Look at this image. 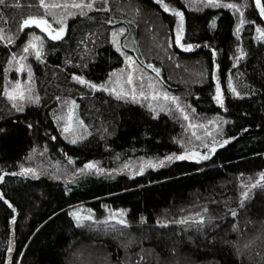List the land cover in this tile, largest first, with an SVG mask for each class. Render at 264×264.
Returning <instances> with one entry per match:
<instances>
[{"label":"trees","instance_id":"16d2710c","mask_svg":"<svg viewBox=\"0 0 264 264\" xmlns=\"http://www.w3.org/2000/svg\"><path fill=\"white\" fill-rule=\"evenodd\" d=\"M166 2L184 11L182 41L193 49L175 46L177 18L157 0H108L107 9L103 0H95L87 15L68 18L62 39L44 37L42 61L27 59L40 102L25 105L23 112L4 95L5 85L15 78L8 61L35 31L27 26L18 32L21 20L43 14V8L38 0L0 3V29L5 36L15 35L12 43L0 40V264H264V189L257 188L243 206L240 200L241 180L251 183L264 171V41L255 30L264 26V16L255 0H231L246 4V23L237 34L240 10ZM120 28L126 30L119 33L123 51L180 95L193 117L221 124V130L213 124L211 135L194 142L197 151L208 150L201 143L234 139L206 160L176 159L139 174L126 173L123 167L136 159L185 149L179 140L182 117L155 113L72 78L76 73L101 83L123 65V52L112 43V32ZM217 80L223 105L213 98ZM229 81L247 95L235 96ZM72 100L88 129L77 143L66 139L53 119L58 106ZM35 151L44 152L52 168H67L68 177L22 174L20 166L32 167L28 158ZM88 160L114 171L76 173ZM79 206L92 210L101 227L77 226L69 213ZM116 209L126 210L129 224L105 231L106 212ZM233 209H238L236 217ZM196 214L216 219L197 230Z\"/></svg>","mask_w":264,"mask_h":264},{"label":"snow or ice","instance_id":"6c2138e0","mask_svg":"<svg viewBox=\"0 0 264 264\" xmlns=\"http://www.w3.org/2000/svg\"><path fill=\"white\" fill-rule=\"evenodd\" d=\"M158 4L167 12L172 13L177 18L176 22V28H175V43L178 44L181 48H192L194 47L191 43H184L182 41V38L184 37V21H185V13L184 11L176 7L172 3L166 2V0H157ZM0 3H3V0H0ZM185 3L189 8H197L198 6H211L213 8L220 7L221 4H223L224 8H231L233 10H240V18L238 23L235 26V30L237 34H239V31L243 24L246 23V20L244 18L243 8L246 7L245 5H240L235 2H231V0H185ZM38 6L43 8V14H29L26 17H24L18 28L19 31H23L26 29L27 26L30 25H36L40 29L43 30V32L47 33V36L50 37L52 40H60L64 37L66 29L68 27V18L72 16L79 15H87V9H92L96 7L95 0H38ZM103 6L104 9H107L109 7L108 0H103ZM255 7L259 9V13L261 16H264V2L262 0H255ZM49 16L51 19H49ZM112 21H109L111 23ZM212 25L215 26V18L212 20ZM256 34L257 39L264 41V26L257 25L256 26ZM126 30L124 28H120L117 31L112 32V43L117 48L118 51L122 52V49L120 48L119 43V33H123ZM0 40H2L5 44L12 43L15 40V35L12 33H8L7 36H5L2 29H0ZM44 37L42 35L31 33L30 38L23 46V53L18 55L17 53H12L11 57L8 61V67L15 68L17 72L23 71L25 68L28 69V82L25 84L21 80H15L12 83V86L5 85L4 88V95L8 97V99L11 101L12 106L15 108L16 111L23 112L24 107L23 103H36L38 104L40 102L39 95L34 94L32 85V67L30 64H28L27 57L28 55H34L38 60L44 59ZM213 53H215V49H213ZM245 52L241 49L239 51V55L241 57L245 56ZM125 61L133 65V57L128 56L125 54ZM71 63V61H68ZM149 68H154L156 73H159L160 69L156 68L155 65L149 64ZM8 69H6L7 71ZM114 73H116V78L113 80V76L109 75V78L105 82L101 83H95L92 80H88L82 75H77L76 73H73L72 78L74 80H78L81 84L87 85L90 89L96 90V89H104L106 91H109L113 93L118 98L122 99H128L131 98L133 101H135L138 97H145L146 95H150L153 100L156 98L163 96L165 100H172L175 101L176 108L185 116V118L189 117L188 111L179 103V98L170 95L167 92H161L156 90L155 82L151 80V77H149V86L152 88V91L150 93H145L143 90V87L141 85V88L138 90L136 84L133 83V72L129 71L127 73L126 80L123 78V75L119 72V70H113ZM141 81H143V77H141ZM112 85L109 87V85ZM126 85H130L131 87H126ZM229 86L231 88L232 93L235 96H241L247 95V93H241L237 90V88L232 85L231 81H229ZM217 104L223 105L224 104V97L221 91L220 83L217 80L216 84V90L215 95L213 97ZM59 99V97L57 98ZM76 105V101L72 100L70 106L67 108V112L61 111L60 115H54L53 119L57 121L58 126L62 128V134L65 136V138H69V134H71V141L72 143H77L80 140L84 139V136L87 134L86 129L87 125L84 123L83 120H79L78 123L74 122L73 117L75 116L74 107ZM149 107L153 108V111H156V106L153 105L152 100L148 101ZM160 107L163 109V111H170V109L166 105H160ZM61 121H65L61 123ZM208 125L215 124V127L217 130H221V124L216 123L215 120H210L207 122ZM189 124L191 127L195 128L196 125L191 124V121L189 120ZM31 127V124L28 125ZM208 135H211V132L208 133ZM55 139V137H53ZM198 139L204 140V137H198ZM234 139V137H227L226 139H223L222 141L213 140L210 143H201L200 147H206L207 151H197L195 147H192L191 150L188 149L187 146H185V151L176 154L171 153L168 156H164L162 158H157L155 160L149 159L146 163L153 167H160L164 165L167 162H170L172 160L176 159H184L187 158L189 160H206L208 159L218 147H220L222 144H227L229 140ZM181 144H184V141H180ZM68 160L71 161L72 157H68ZM145 162L140 163V171H144ZM127 167V165H125ZM95 171L96 174H100L103 172H111L114 170L111 169H103L98 166V162L94 160H88L82 168H79L76 170V173L84 174L87 172ZM123 170V169H120ZM20 171L22 174H38V170L33 167H25L24 165L20 166ZM76 173H73L75 175ZM132 175H135L133 172ZM4 178L3 174H0V180ZM241 184L243 185V190L240 192V200H241V206H243L249 199L252 198L254 195V192L257 188L264 189V171H261L258 173L257 179H252L251 183L245 184L243 179L241 180ZM4 194L0 192V197H3ZM9 205L11 206V201H8ZM124 209H116L113 212H111L103 222V229L105 231H111V230H119L117 228L118 225H124L127 226L129 224V221L127 220L125 216ZM207 212V209L204 210ZM238 214V209H233L231 211V215L233 217H236ZM70 216H72L75 220V223L77 226L80 227H91V228H98L101 227L100 222L95 220V217L91 214L85 215L82 212H80L77 209H73L70 213ZM197 220V230H202L203 226L207 222H211L212 220L216 219L215 217L211 216H205L202 214H196L194 217ZM12 220H15L16 217H11ZM144 217H141V220H143ZM187 218H183L182 220L178 221V223H184ZM91 221L92 223H88ZM110 221H115L116 223H109ZM157 224L161 223H168V221H161L157 220ZM237 226L234 224L233 228L235 229ZM8 251H11V246L9 245ZM143 249L141 250V253H143ZM175 251V249H173ZM140 259L143 260L144 256L141 254Z\"/></svg>","mask_w":264,"mask_h":264},{"label":"rangeland","instance_id":"374dc122","mask_svg":"<svg viewBox=\"0 0 264 264\" xmlns=\"http://www.w3.org/2000/svg\"><path fill=\"white\" fill-rule=\"evenodd\" d=\"M200 7L201 6H198L197 8H200ZM202 7H205V6H202ZM32 26L35 27L34 28L35 31H33L32 33H36V34L42 35L43 37L50 38V37L47 36V33L43 32V30L40 29L38 26L30 25L29 27H32ZM175 28H176V26H175ZM175 28H174V34H173L174 43H175ZM30 34L28 35L29 36L28 38H30ZM119 36H120V34H119ZM256 37H257V34H256ZM175 46H177L179 49L185 50V51L189 50V49H193V47L192 48H181L176 43H175ZM122 52H123V61H124V63L117 70H119V72L123 75V78L125 80L127 78V73L129 71H132L133 72V83L136 84L138 90L141 88V85H142L143 90L147 94V93H150L152 91V88L149 86V77H151V80L153 82H155L157 91L167 92V93H169L172 96L178 97L179 98V103L188 111L189 117L185 118V116L176 108V106H175L176 102L172 101V100H165L163 96H160V97L156 98L155 100H153V98L150 95H146L145 97H138L135 100L136 102H139V103L147 106L148 108H150L153 111V108L149 107V105H148V101L152 100L153 105L156 106L155 113L166 112V111H163V109L160 107V105H166L170 109V111H167L170 116L175 117V118H181V117L183 118V119L180 120L181 125L183 127V130H182L183 134H182L181 138L179 139V140H183L184 141V144L182 145L183 149H185V146H187L188 149H191L194 146V142L199 141L198 137H201V135H202V137L203 136H209L208 133L211 132L210 129H211V126H212V125H208L207 122L209 120H206L205 117L204 118L200 117V119L203 121V122H201V121L198 120L199 119L198 117H193L194 116L193 109L189 106L188 103H186L183 99L180 98V95L173 94L172 92H170L167 89H165L164 86L162 85V83L157 79V77L155 75H152L150 72H148L142 66H140L136 62V60H134V58H133V65L128 64L125 61V54L126 55H128V54L125 51H123V50H122ZM22 53H23V50L20 51L19 55L22 54ZM128 56H130V55H128ZM31 57H35V56L34 55H28L27 59L31 58ZM14 72H15V78H13V80H11L10 83L8 84L10 87L12 86V83L15 80H21L22 82L27 84L28 79H29V77H28V69L27 68H25L21 72H17L16 69H15ZM111 75L113 76V80H115L116 73H114V71H113L111 73ZM141 77H143V81H141ZM108 78H109V76H108ZM108 78L105 81H107ZM111 86L112 85L110 84L109 87H111ZM31 87L33 88L34 94H36L35 85H34L33 79H32ZM126 87H131V86L130 85H126ZM107 92H109V91H107ZM109 93H111V92H109ZM111 94H113V93H111ZM119 99L133 101L131 98H128V99L119 98ZM27 104H31V103L25 102V103H23V107L25 105H27ZM70 104H71V102H69L67 104H62V105H60L61 107L58 106L57 115H60L62 110H63V112L66 113L67 112V108L70 106ZM74 112H75V116L73 117L74 122L78 123V121L81 120V119L78 116L77 104L74 107ZM189 120L191 121V124L196 125L195 128L190 126ZM212 120H215V119H212ZM63 122H65V121H61V123H63ZM182 122H183V124H182ZM201 130H204V131H203V133L200 134ZM86 132L88 134V129H86ZM67 139H69L71 141V134H69V138H67ZM150 159L151 160H155V159H152V158H150ZM148 160H149V158L136 159V160H134L132 162L127 163L126 164L127 167L124 166L123 169L129 175H132L133 172L135 174L142 173L140 171V163L141 162H145L144 171H146L147 169L153 168V167L149 166L146 163ZM28 161H30L33 164V166H32L33 168H36L38 170V172H39L38 174L48 173V174H50L52 176H55V178H63V179L65 177H68V175H69V172H68L67 168H60V169L56 168L55 169V168H52L51 166H49L48 165V161L45 158L44 152H39V151L33 152L30 155V157L28 158ZM77 210H79L80 212H82L85 215H88V214L93 215L92 210L88 209L85 206H79ZM111 212H113V211H107L106 212L107 216ZM107 216H105L104 219Z\"/></svg>","mask_w":264,"mask_h":264}]
</instances>
